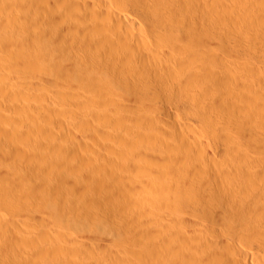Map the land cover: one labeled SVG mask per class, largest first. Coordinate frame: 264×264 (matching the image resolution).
<instances>
[{"label":"bare ground","instance_id":"6f19581e","mask_svg":"<svg viewBox=\"0 0 264 264\" xmlns=\"http://www.w3.org/2000/svg\"><path fill=\"white\" fill-rule=\"evenodd\" d=\"M4 1L6 3V0H0L1 70L8 72L11 66L14 65L15 67H19L18 65H20V67L23 66L25 69L23 70L25 75L29 72V74H31V69L36 65V63L33 62L34 56H42L47 60L61 57L59 56L60 54L69 53L66 55H71L68 57H73L74 63L77 65L81 64V68L82 65L86 66V64H89L90 66H88L90 68L86 66L88 72L92 70L91 68L96 69L95 72H97V70L101 71V73L106 72V76L102 75L104 78L107 77L108 79L109 77H113L120 81L121 84L123 83L124 85L125 83L127 91L128 88H132L133 94H131L132 90H129L131 94L129 96L133 99L132 101L134 104L120 105L121 102H118V100L117 102L119 104H117V102L115 103L113 99L110 100V95L108 97L106 94V86L109 85L107 81H105L107 79L104 80L102 76H98L97 79L94 77L95 80L94 78L90 79L91 77L89 79L84 78V76L81 77V73L84 72L86 75L88 72L85 70L86 68H83V72H79V70L75 68L77 67L75 64H69L75 67L72 66L66 70L67 68L60 67L61 64L57 65L52 62L48 65L45 64L47 65V69L45 67L46 71L44 73L41 71V75L35 73L36 71L33 72L34 75H39V77H35L36 80H38L35 83H38L40 89L46 90L49 95L46 94L47 96L44 95L42 97L41 94V96L36 97L35 95L37 94H29L27 98H31V101L24 104L22 103V105L18 106L15 104V98H17V95L24 92L23 85L14 83L16 81L3 83L1 80L3 84L0 85V190H4L18 200L31 199L32 201V199H41L40 203H42V206L37 207L35 212L33 210V216H29L26 220H22L21 218L23 217L20 218V216H24L26 213L19 214L18 218H8L7 221L6 218L4 219V221L9 224L12 223L15 228H21L19 227L21 222L24 224L25 228L32 226L36 229L37 235L40 234L39 236L42 237L40 238L41 241L38 240L40 241L38 242V238H36L38 237L37 235H27L20 231L12 232L13 234L10 237L8 236L7 240L2 244L3 246H0V255H2L0 258L3 257L0 260L1 264H40L39 261L37 262L35 260L36 258L40 260L39 257L43 255L53 256V259L54 256L59 258V256H56L58 252L60 256L62 255L61 253H63V255L68 257V263L62 260L64 264H73L76 261L79 264H86L83 261L92 258V254L94 255V253H96H92L94 249L95 251H100L102 258L97 261H93L92 259L93 262L89 264H264V135L259 134L260 132L255 135L257 131L255 132L254 128H251L254 129L253 131L250 129L252 125L255 127L254 125L256 124L263 125L262 123H264V106L259 105L260 103L256 104L255 101H253V98L255 99L256 97L252 95L254 94L253 92L256 93L258 89H264V73H260L256 69L253 70L254 67L250 69L247 65V68H245L246 66L244 67L243 62L242 67L240 65L238 66L236 63L240 57V54H238L239 57L238 55L236 56V52L238 51L236 48H238L240 44L243 46L247 44L245 41H242L246 36H243L245 32L235 33L237 30L235 32L232 31V33L238 35V37H236L239 45L235 44V48L229 45L227 50H224L222 44L219 43L224 52H219L217 50L219 46L218 44L216 45L215 41V36L218 34L227 38V35L231 34L230 28H232V26L235 28L237 25V28L242 27L245 30L247 29V33H251V36L253 35L254 39H252L254 43L251 47L249 46L248 50L250 54L247 55H252L253 57L254 55L257 56V61L261 58L260 56L264 58V49H262L264 46V0H225L226 2L224 0H92V7L95 4V6L97 5L95 9L97 10L98 8L101 11H98V13L96 11V14L101 13V16L102 14L104 15V19H102L104 22L100 24L97 22L98 20L96 21L94 19V17L97 18V15L94 14L96 15L94 16L93 13H90L92 17L94 16L93 19L95 21L92 19L90 20H92V22H97L94 26L97 33L95 32L92 37L90 31H94L95 29H93V27L91 29V25H86V18L88 16H84V13L87 15L86 13L89 11L87 10L86 12L85 10V12H83L84 9H88L87 7L91 6V2L88 3L86 2L87 0H85L84 3L81 2V0H74V4L72 0H69L72 4H70L68 0H14V3L17 1L19 2V6L17 5L18 7H16L14 4L15 6L12 5V7H16V10L20 8V11L23 8L22 13L30 9L29 7L27 8V6L30 5L29 3H35V1L38 2L35 3L36 6L38 4L40 8L39 10V8L32 4L30 7H35V10H33L35 12L31 13V16L29 13L25 12L30 18L27 15H24V18H20L23 16L21 13L19 14V18L14 19H11L12 16L10 17L9 14L5 16L8 8L12 7L7 3L6 4L8 6L10 5V7L7 5L5 6ZM138 3H142L143 7H137L138 10L136 15L131 14V10L134 9L135 6H138ZM251 5H255L253 7H257V11L258 8L263 11L260 10L262 13H258V18L254 17L253 8L249 7ZM25 6L27 10H25ZM13 8L12 11L10 9L9 11L13 12ZM36 8L39 12L36 11ZM158 14L161 18L163 15L177 16L174 19H170L169 16L167 18L163 16L164 18H162V21L158 20V16H156ZM15 16L17 15L15 14ZM101 16L99 17L102 18ZM249 18L251 20H249ZM202 19H206L208 23L212 25V28L210 29V27L201 24L202 22L199 21H202ZM225 21L232 24V26L229 24V26H231L230 28L227 26L230 30L225 27L227 31H230L229 34H227V31V33H224L222 30L226 29L221 26L224 28L222 29L219 26L220 23H225ZM62 23H66L72 26V29L76 30V37L74 39H72V35L71 40L65 38L69 36L68 32V35L66 34L67 36L64 37L65 31L67 30L65 26H61ZM2 24L4 28H2ZM225 25L226 24H224V26ZM215 26L221 28H218V33L217 30H215ZM1 28H7V30L12 28L16 31L14 34L11 29L10 32H13L14 35H9L10 33L7 34L9 31L5 34L10 38H14V36L17 35L16 33L20 34V32H23L27 35L26 37L31 38L28 41L33 39L34 43L32 44L31 41V47L28 45L30 49L24 50L20 47L19 49L17 46L18 44H15L17 41L14 39L10 40L9 37H4L6 30L3 31ZM175 30L180 33L176 40L173 37V34H178L175 33ZM1 31L4 32L3 35H1ZM147 35H150L151 39ZM239 35H242L244 38H241ZM251 36L248 38L247 34L248 39H251ZM28 44H30V42ZM28 46L24 44L23 47L27 48ZM246 50H244L245 52H243V54L241 52L242 56L244 53L246 54ZM82 51L83 53L85 52L84 56H86L88 51L92 54L90 57L88 53L90 57H88L89 60L82 56ZM114 52L116 55L118 54L117 58L120 57V60H116L117 58L114 56L113 58L111 57ZM230 58H234V61ZM170 62H175L178 67L181 66L180 68L183 67V71L181 72L183 74L174 77V72L176 71H173L174 69L172 70V67L168 65V63L171 64ZM231 63L235 66L233 71L229 73L218 72L220 69L217 66L222 65L227 68ZM251 64L253 65L255 62ZM217 68L219 69L218 71ZM231 69L232 68L229 70ZM71 70L73 72L78 71L77 75H80L78 80L75 78L77 75L74 76L75 73H70ZM262 70V72H264V69ZM15 73L17 74V72ZM2 75L1 77L5 78L4 74ZM27 76L28 75H26V77ZM169 77L174 79L175 82H173L175 84H172V81L171 84L168 82V79H170ZM12 78H14V75ZM83 79L86 80L85 85H88V89L91 91L97 90L100 94L92 98H87L85 96L87 98L86 100L78 102V104L76 103L77 105L75 106H77L79 111L73 110L72 116L69 117L71 118L70 120L62 118L63 116L61 117L59 115L55 107V109L47 107L46 103L54 105L55 102L59 103L60 101L66 103L71 102L72 100L69 99L71 95L69 93V95H66L67 93L65 94V91L62 93L60 91V85L62 86L65 81L68 84L74 85L76 80H80V84L82 83L83 85ZM113 80L111 82H113ZM114 83L116 85L120 84L115 81ZM32 84L34 85L33 82ZM37 86L35 84L36 89ZM24 87L26 86L24 85ZM54 87L58 88L54 89ZM64 87L68 86L64 85ZM108 89H110V87ZM30 90L32 91V89ZM127 91L125 90L122 92L126 93ZM26 92L27 90L24 93ZM260 92H262V90H260ZM258 93L259 92H257V94ZM108 94L110 93L108 92ZM126 95L127 94H122L124 97H126ZM34 98L35 100H32ZM171 98H174L173 102ZM261 98L263 99V97ZM41 99L43 102L45 101V103H39L40 105L33 103H37ZM125 99L128 100V98ZM108 102H114V104H117L116 107L118 108H107ZM244 102L246 104L248 103L250 111L249 108L247 109L250 113L244 109L246 108L243 105ZM90 105H94L97 111L93 113V115L89 114V117H87L84 109ZM160 105L163 106L164 110L161 109ZM164 106L167 107V110ZM232 106L236 108L234 109L237 110V114H241V110L244 107V112H247H242V116H244L245 119L248 118L247 123L244 124L248 126L250 124L249 121L253 123L248 126L250 130L247 129V126L244 129L239 127L240 130L238 132L236 131L237 135L231 134L230 128L232 126L228 127L227 124L229 122L226 124L225 121L227 122V117L229 116H232L234 119L238 117L236 114V117L233 115L234 112L233 114L231 113V109H233ZM46 108H48V111L50 110L48 113H46L47 111L45 112ZM159 108L162 110L161 112ZM33 109H39V111H34V113L38 112V115L32 112ZM42 109L46 114H40L42 113L41 111H43ZM143 111L149 113L147 118H143V115L141 116L145 121L143 120L142 122L141 118H136L139 122L141 120L143 123L142 125L135 120L134 114L137 115V113ZM163 111H166L164 117L159 114V112L164 113ZM60 112L62 113L64 111ZM182 114L189 115L187 118L192 117L190 120L195 118L197 121L203 123V125L210 120L214 121L221 117H226L225 119L222 118L225 124L221 122L222 126L219 125L220 128L216 125L219 130H221V127L222 130L224 129L223 131L225 132L223 135H221V133H219V135L215 131H210L212 132V134H210L206 128L210 126L211 123L208 126L206 125L207 127L205 129V126L202 127L206 134L209 133L208 135H211V138L207 135L210 140L213 137L212 141L217 142L216 144L218 145H225L224 140H226L225 146H227L229 150H232V155L226 157V161H223L225 162L224 166L221 164V168L218 167V175L217 172L216 175L220 178L219 182L214 183L215 187L210 182V186L214 187H211L213 192L209 188L211 191L209 193V184L206 185L204 182L207 176L204 181H199L200 176H198V174L200 173L195 175L194 172L197 171L196 169H200L199 166H202V164L205 166L208 165L207 162L212 161L213 158H215V154L213 157V151L210 148L211 144L201 138L199 139L194 134L197 129L194 125L196 120L194 123H192L193 121H187V119L182 120L180 119V115ZM240 114L238 118L242 120ZM255 117H257V119ZM234 119L232 122L235 124L238 122L236 124L238 125L240 121L235 119V121H237L234 122ZM214 122L212 124L215 126ZM219 122L217 121L216 124ZM12 124L15 126H28L34 134L38 133L44 138H41L40 140L42 141L39 140L40 143L38 142V144L46 146L48 153L42 151V148H40V151L37 150L41 154L40 157L42 156L41 158L44 159L42 160L43 164L39 163L41 160L34 162V159L31 160L29 158V155H32L31 152L35 147L34 149H30L27 147L28 144L26 146L15 144V141L18 139H16L15 136L12 138L14 139V143L8 140L12 135L9 134L11 129L8 125L11 126ZM235 127L234 125V128ZM202 128L200 129L203 130ZM258 128L256 127V130ZM260 128H262V126H260ZM260 128L258 130H263ZM17 134L15 135L17 136ZM7 135H10V137L8 138ZM23 135H25V133ZM218 140H222V142ZM212 141L211 143L213 144ZM24 142L25 141H23V143ZM182 147H184L185 150L188 148L190 151H195V157L190 155L191 152L188 154L186 151H183L184 149L182 150ZM235 149H237V154L233 155ZM43 150H45V148ZM69 152L74 154L73 158L77 156L78 160L70 159L68 155ZM220 152L217 151V153ZM228 153L226 151L227 155ZM140 154H142L143 159H146L143 160ZM67 155L69 157H67ZM190 156L193 157V161ZM38 158L39 156L37 159ZM140 158L145 164H149L148 161L150 164L144 166ZM222 159L224 158L222 157ZM103 160L111 164V166L108 165L110 168L106 167L107 163L104 164L105 167L102 165L103 163H100V161L103 162ZM145 160H147V162ZM213 161L216 162L215 160ZM52 162L57 165L56 169H60L58 172H61L64 179L61 178L59 182L57 178L56 181H58V184L62 183L60 186L57 185L58 187L55 186L54 183L53 185L50 184V193L44 186L45 182H42L43 184L40 183L41 186L39 185L36 181V176H40L39 173L42 172V174H45L44 176H47L48 167ZM211 164L214 163L212 162ZM53 165L54 164H52L51 167H53ZM208 166H210V164ZM195 167L198 168L195 169ZM212 167L213 166H211V169ZM188 168L194 169L191 170ZM139 169L142 171L143 169L145 171L149 170L148 173H150V175L153 173L157 176L156 180L146 183L147 180L143 181L137 179L134 173L135 170L136 172H140ZM216 169L217 168H213V171L211 170L213 174ZM180 171L183 172L184 176L179 173ZM145 173L142 176H144ZM211 174L212 173H210V177L213 175ZM170 175H172L173 178ZM179 175L183 176H181L182 180L179 178ZM169 176L173 180H168ZM33 177L36 179L34 180ZM99 177L101 178L100 183ZM210 177L209 180L212 181ZM215 177L216 176H213V178ZM39 186L42 188L40 189L41 191L39 190ZM131 188L137 189V191L140 189L142 193L146 192L148 196H143L147 198V202L150 203V205L151 203H155L150 202L153 199L149 198V195H153L152 198L157 195V198H155L157 203L154 209L152 208L154 205H151L152 209L150 207V209H148L147 205L149 204L146 203V200L144 201L147 205L144 206H147V208H143L144 206L141 204L140 208H143L142 211L144 214V210L146 211V209H148L146 214L148 215L149 213V216H146L148 220L135 221L134 213H132V215L128 213V217L125 215V217H122L123 215L120 217L119 215L118 219L120 220L116 230H110L111 232L106 237L105 235L101 237L100 234L99 236L102 239H99L97 242H95L97 239L91 236L93 238H90L91 240L95 239V241H93L95 243L89 244L93 250H88L86 247L87 250L80 246L78 247V243L80 242L78 236L76 237L73 236L72 233H67L65 229L76 226L78 222L88 223L87 220L91 216L88 214L87 215L90 217L85 216L86 212L84 214L82 210L84 208L88 211L92 209L96 211V209H98L97 212H99L101 211L99 208L102 206L103 209L105 204L102 203V201H106L109 202V205L111 203L117 205L118 207L112 204L113 208L116 207L119 208L118 210L122 211L125 209L124 206H130L133 203L129 204V200H132L130 199L131 195L130 198L128 197L129 199H127L129 193L128 195L124 193V191L131 190ZM192 188L194 189V194L197 195H195L196 198L203 197V199L207 198L206 200H211L207 201L208 203L211 202V204H209L210 208H208V206L204 211L202 207V213L204 215L198 213V208H200V206H198L197 203H199L200 198L198 202H194L198 208L195 207V205L194 208H192L193 205L190 204L189 201H187V205L185 202L186 206L183 205V212L180 211V207H178L179 204H175L174 209L171 208V202L173 200H176L175 202H177V200L179 201L183 198V194L185 195L184 192L189 194ZM97 192L99 201L94 198ZM138 193L141 192L138 191ZM178 193L182 195L180 199L177 197L179 195ZM47 194L49 196L52 195L55 199L54 202H49L48 206L47 203H43L42 200L44 198L43 196H47ZM135 194L137 196V192H135ZM190 195H192V193ZM141 196L142 195H140V197ZM140 197L138 196V198ZM188 198L190 197H184V201ZM5 200L6 198L4 195L0 194V203H5ZM206 200L204 201L206 202ZM137 202L140 201L137 200ZM2 204H0V206ZM45 205L47 206L46 208ZM109 205L107 204V206ZM138 205L140 204H137V207ZM190 205H192V207H190ZM109 207H111V205ZM137 207L134 206L132 209H137ZM140 208L138 207L139 210H141ZM125 210L128 211L127 209ZM108 211L110 210H107V213L111 216L112 212ZM115 211L113 212L114 214ZM121 213L122 212H118L117 215H115L118 216V214ZM123 213L125 214V211ZM99 214H103L104 217L108 215L104 210ZM3 215L4 213L0 212V218ZM96 215H98V213ZM24 217H26V215ZM113 217H111V219ZM99 219H103V217ZM115 220L117 221V219ZM2 221L3 220L0 219V225H2ZM132 224L136 225L134 229L137 233L134 229L132 230L136 233L135 235L138 234V237L135 236L137 239H132L134 235L130 236L129 230L131 227L128 229V226ZM124 227H126L128 231L127 229L124 231ZM29 228L25 229L27 233V229ZM88 228H86V231ZM105 228L107 227L105 226ZM86 231L85 234L88 233H86ZM92 233L91 231L90 234ZM43 237H47L46 239L48 241H44L45 239L43 240ZM52 237L55 238V241ZM80 245L85 244L80 243ZM255 245L259 246V248H255ZM8 247L12 248V252L8 255L10 259H8L6 254V260L3 253ZM131 255L137 258H129ZM48 256H44V258H48ZM50 258H48V260ZM65 259L68 260L67 258ZM57 260L59 262L60 258ZM55 262L54 260V263ZM49 263L51 264L50 260ZM55 264H57V262Z\"/></svg>","mask_w":264,"mask_h":264},{"label":"rangeland","instance_id":"374dc122","mask_svg":"<svg viewBox=\"0 0 264 264\" xmlns=\"http://www.w3.org/2000/svg\"><path fill=\"white\" fill-rule=\"evenodd\" d=\"M68 1H69V0H68ZM224 1H225V0H224ZM226 1H227V0H226ZM226 1H225V2H226ZM9 2H10V3H9ZM17 2H18V1H17ZM17 2L14 3V0H13V1H12V0H6V3H7V4H10L11 7H12V5H14V4L16 5V7H18V6H19V2H18V3H17ZM70 2H71V1H69V3H70ZM72 2H73V4H74V0H72ZM81 2L84 3L85 0H83V1L81 0ZM86 2H88V3L91 2V4H90L91 6H90V7H87L88 9H84V10H83V12H85V10H86V12H87V10L89 11V12L86 13L87 15H85V13H84V16H86V17L88 16L87 18L85 17V18H86V21H87V22H86L87 24H86V23H84V24H86L87 26H88V25H89V26L91 25V26H90L91 29H92V27H93V29H95V27H94V26H95V23L99 22L100 24H102V22H104V20H102V19H104V17H103L104 15L102 14V16H101V13H100V14H96V11H97V13H98V11H99V12H101V11H100V9H98V8H97V10L95 9L96 6H97V5L95 6V4L93 5L94 8L92 7V0H87ZM4 3H5V1H4ZM6 3H5V6L7 5ZM16 3H17V4H16ZM35 3H38V2L35 1ZM35 3H34V2L32 3V4H34L33 6H36ZM29 4H30V5L27 6V8L29 7L30 9L27 10V8H26V6H25V10H27V11H24V13H22L23 8H22V10L20 11V8H19V9L17 8V10H16V7H14V8L12 7V8H13V12H11V11H12V8H8V11H7V13L5 14V16H8V14H9L10 17L12 16L11 19H12V18L14 19V18H19V14L22 13L23 16L20 17V18H24V15H27V14H25V12H26V13H29V15L31 16V13L35 12V11H33V10H35V7H32V8H33V9H32V8L30 7L32 4H31V3H29ZM70 4H72V3H70ZM10 5H9V6L7 5V6L10 7ZM15 5H14V6H15ZM17 5H18V6H17ZM137 5H138V6H135V8L131 10V14L136 15V12H137V10H138L137 7H140V8L143 7L142 3H138ZM253 6H255V5H253ZM253 6L251 5V6H249V7H250V8H253L252 10H253L254 17L258 18V17H259V14L262 13L263 11H262L260 8H258V11H257V10H256L257 7L254 8ZM36 7L39 8V5L37 4ZM91 7H92V8H91ZM6 8H7V7H6ZM37 8H36V11H38ZM90 8H91V9H90ZM9 9H10L11 11H9ZM30 10H31V11H30ZM39 10H40V8H39ZM93 10H94L95 13L93 12ZM255 10H256V12H255ZM260 10H261L262 12H260ZM15 11H16V12H15ZM28 11H29V12H28ZM10 12H11L12 15L10 14ZM17 12H18V14H17ZM38 12H39V11H38ZM38 12H36V13H38ZM36 13H35V14H36ZM90 13H93V15H94V14L97 15V18L94 17V16H96V15L93 16L94 19H95L96 21L98 20L97 22H94L95 20H94L93 17L90 15ZM258 13H259V14H258ZM15 14H16L18 17L15 16ZM160 14H162V13H160ZM255 14H256V16H255ZM257 14H258V15H257ZM29 15H27V16H29ZM32 15H33V14H32ZM89 15H90L91 17H90ZM167 15H168V14H167ZM30 16H29V18H30ZM99 16H101L102 18H100ZM156 16H158V20H162V21H163L162 18H164L163 16H166V15H163L162 18H161V16H159V14L156 15ZM168 16H169V15H168ZM168 16H166L165 18H167ZM170 16H171V17H170ZM170 16H169L170 19H171V18L174 19L177 15H170ZM172 16H173V17H172ZM99 18H100V19H99ZM256 18H254V19H256ZM88 19H89V20L92 19V20H94V21L92 22V20L89 21ZM22 20H23V19H22ZM249 20H251V19L249 18ZM252 20H253V19H252ZM28 21H29V19H28ZM0 22H1V19H0ZM84 22H85V20H84ZM88 22H90L91 24L88 23ZM199 22H202L201 24H203L204 26H208V27H210V29L212 28V25H210V23H208V21H207L206 19H202V21H199ZM92 23H93V24H92ZM64 24H65V25H64ZM220 24H221V23H220ZM220 24H219V26H220V27L222 26V27H224V28L227 27V26H229V24L232 26L231 23H227L226 21H225V23L223 22L221 25H220ZM224 24H226V25L224 26ZM61 26H65V27H66V30H67V31H65L66 33L64 34V37L68 35L67 32L69 33V36H70V37L67 36V37H65L66 39L71 40V35H72V37H73L72 39H74V38L76 37V36H75V35H76V32H75L76 30H75V29H72V28H73L72 26H70V25H68V24H66V23H62ZM231 26H229V28H230ZM234 26H235V25H234ZM0 27H1V26H0ZM220 27L215 26V28H216L215 30H217V33L219 32V29L222 28V27H221V28H220ZM2 28H4V27H3V24H2ZM2 28H1V29H2ZM7 28H9V27H7ZM7 28L2 29L3 31L6 30L5 33H4L3 31H1V32H2L1 35H3V33H4V37H6V38L9 37V36L5 35L8 31H9V32H8L7 34L10 33L9 35H14L15 32H16L14 29L11 28V29L13 30V32H14V34H13V32H12V33L10 32L11 29H10V30H9V29L7 30ZM218 28H219V29H218ZM224 28H222V29H224ZM227 28H228V27H227ZM229 28H228V30L231 29V34H229L230 31H227L226 28H225L226 30H222L224 33H227V32H228L227 34H229V35L226 34V35L228 36L227 38H225L224 36H221V34H218V35L215 36L216 45L218 44V46H219V47L216 46V47H218L217 50H218L219 52H224V50H227V48H228L229 45H231V46H233V47L235 48L236 45H239L238 40H237L238 35L235 34V33H238V32H243V33H244V32H245V33L243 34V36L246 35L245 38H244L242 35H239V36H240L241 38H244V40H242V41H245V42L247 43L246 46H248V47L243 46V45L240 44V46H239L238 48H236V49L238 50V51L236 52V53H237L236 56H237L238 54H240V57H239V55H238L239 59H238V61H236V63L238 64V66L240 65L241 67H242V65H243V63H244V67H245L246 65H247L248 68H250V69L254 67L253 70L256 69L258 72H260V73H264V72H262V71H263L262 69H264V58H262V56H260L261 58H259L258 61H257V58H256L257 56L254 55V57H253L252 55H251V56H250V55H247V54H250V52H249V50H248L249 46L251 47V46L253 45V43H254V41H253V39H254V38H253V35L251 36V33H247V31H246L247 29L245 30V29L242 28V27L237 28V25L235 26V28H237V29L233 28V26H232L233 29H232V28L229 29ZM241 28H242V30H241ZM239 29H240L241 31H240ZM243 29H244V30H243ZM73 30H74V31H73ZM212 30H213V29H212ZM236 30H237V32H235ZM175 31H176L175 33H178L177 35H176V34H173V37H174V39L176 40L177 37H178V35H179L180 33H179V31H177V30H175ZM226 31H227V32H226ZM232 31H234L235 33H232ZM95 32L97 33L96 29H95L94 31H92V30L90 31V35H91V37H92V35H93ZM173 33H174V32H173ZM16 34H17V35H15L14 38H13L12 36H11L12 38L9 37L10 40H13V39H14L15 41H17L16 43H15L14 41H13V42H14L16 45L18 44V45H17L18 48L20 47L21 49H24V50H26V49H30V47H31L30 45H32V44L34 43V40H33V39L31 40V41H32V44H31V41H28V40H30L31 38L26 37L27 35H26L25 33H23V32L21 33V32H20V34H18V33H16ZM66 34H67V35H66ZM232 34H234L235 36L232 35ZM239 34H240V33H239ZM247 34H248V38L251 36V39H248V38H247ZM73 35H74V36H73ZM175 35H176V36H175ZM147 36H149V38H150V35H147ZM236 36H237V37H236ZM9 38H8V39H9ZM252 38H253V39H252ZM16 39H17V40H16ZM150 39H151V38H150ZM26 40H27V41H26ZM246 40H247V41H246ZM248 40H249V41H248ZM252 41H253V42H252ZM19 42H20V43H19ZM25 42H26V43H25ZM29 42H30V44H28ZM245 42H244V43H245ZM250 42H252V43H250ZM23 43L25 44V46H26V45H27V46L29 45L30 47L28 46L29 48H28V47H27V48H24V47H23V46H24ZM219 43L222 44L224 50H223V48H221L222 46H221ZM19 44H20V45L22 44V45H21L22 47H21ZM235 44H236V45H235ZM224 45H225V46H224ZM226 45H227V46H226ZM241 46H242L244 49H243ZM240 47H241V48H240ZM263 47H264V46H263ZM263 47H262V49H264ZM20 48H19V49H20ZM219 48H220V49H219ZM225 48H226V49H225ZM221 49H222V50H221ZM242 49H243V50H242ZM246 49H247V50H246ZM240 50H241V51H240ZM244 50H246V51L249 52V53L246 52V54L244 53V55L242 56V55H241V52H242V54H243V52H245ZM86 52H87V50H86ZM238 52H240V53H238ZM82 53H83V51H82ZM82 53H81V54H82ZM88 53L90 54L89 51H88ZM88 53L86 54V56H84V55H85V52H84V53L82 54V56H84V58H85V57L88 58V57H89V54H88ZM66 54H69V53H64V54H62V55L60 54L59 56H61V57H58V58H55V59H47V60H46L45 57H42V56H41V57H40V56H37V57L34 56V57H33V60H34L33 62L36 63V65L31 69V74H29L30 72H29L28 74H26V75H28L27 77H26L25 73L23 72V70H25V69L23 68V66L20 67V65H18L19 67H15L14 65L11 66V68L9 69L10 71H8V72H5V71H3V70L0 69V73H1V74H0V85L3 84V83H6V82H14V81H16V82H14V83H17V84H19V85H23V91H24V92L27 90L26 93L23 92L22 94L17 95V98H15V100H16V101H15L16 106H18V105H22V103L24 104V103H28V102H30V101H31V100H30L31 98H29V97L27 98V95L29 96V94H34V95L37 94V95H35L36 97L41 96V94H42V97H43L44 95L47 94V91H46V90H42V89H40V86L38 85V83H35V82L38 81V80H36V78L39 77V75H41L42 73H44V72L46 71V69H47L46 66H47L49 63H52V62H54L53 64H57V65H60V64H61L60 67H61V68H64V67H65V68H67L66 70H68L69 67L74 66V65H72V66L69 65V64H75L74 61H73V60H74L73 57H68V56H71V55H68V56H67ZM108 54H109V53H108ZM112 54H113V55H112ZM112 54H111L112 56L110 55L112 58H113V56H114L115 58L118 57V54L116 55L115 52L112 53ZM114 54H115V55H114ZM64 55H65V56H64ZM91 55H92V54H90V57H91ZM246 55H247V57H246ZM62 56H63V57H62ZM110 56H108V57H110ZM249 56H250V57H249ZM90 57H89V58H90ZM245 57H246V58H245ZM251 57H252V58H251ZM258 57H259V56H258ZM34 58H35V59H34ZM37 58H38V59H37ZM86 58H85V59H86ZM89 58H88V60H89ZM92 58H93V57H92ZM92 58H91V59H92ZM118 59L120 60V57L117 58L116 60H118ZM230 59H231L232 61H234V58H230ZM246 59L249 60V61H247ZM251 59H252V62H251ZM254 59H255V60H254ZM36 60H37V61H36ZM38 60H39V62H38ZM69 60L72 61V62H70ZM245 60H246V61H245ZM59 61H60V63H59ZM97 61H98V60H97ZM232 61H231V62H232ZM256 61H257V62H256ZM55 62H56V63H55ZM242 62H243V63H242ZM249 62H250V63H249ZM253 62H255V64L252 65L251 63H253ZM170 63H171V62H170ZM245 63H246V64H245ZM39 64H40V65H39ZM45 64H47V65H45ZM65 64H66V65H65ZM43 65H44V66H43ZM76 65H77V64H75V66H76ZM88 65H89V64H88ZM88 65L86 64L87 67L90 66V65H89V66H88ZM168 65H169L170 67H172V68H171L172 70L174 69L173 71H176V72H174V77H175V76L178 77V76H180V75L183 74V73H181V72L183 71V67H182V68H180L181 66L178 67V65H176L175 62H174V63L172 62L171 64L168 63ZM259 65H260V66H259ZM42 66H43V67H42ZM75 66H74V67H75ZM86 66H85V65H84V66L82 65V68H81V64H78L77 67H75V68H77V70H79V72H83V70H84L83 68H86ZM230 66H232V67H230ZM247 66H246L245 68H247ZM261 66H262V68H261ZM45 67H46V69H45ZM217 67L220 69V70H219V69L217 68V71L219 70L218 72H221V73H229V72L233 71V69H235V66H234V64H232V63L228 66V67L232 68L231 70H229L230 68H228V67L225 68V67L222 66V65H221V66L219 65V66H217ZM220 67H221L222 69H221ZM223 67H224V68H223ZM244 67H243V68H244ZM14 68H15V69H14ZM16 68H17V69H16ZM20 68H21V69H20ZM75 68H73V69H75ZM79 68H80V69H79ZM89 68H90V67H89ZM257 68H258L259 70H258ZM11 69H12V71H11ZM43 69H44V70H43ZM91 69H92V70H91ZM91 69H90V70H91L92 72H91V71L88 72V71H87V68H86L85 70H86L88 73H86V72H85V73H86L87 76H86V75L84 74V72H83V73H81V77L84 76V78H86V79H89L90 77H91L90 79L96 77V79H97L98 76H102V75L106 76L105 74H107L106 72H105V73L103 72V73H104V74H103V73H101V71H98V70H97V72H95L96 69H94V68H91ZM223 69H227V70H229V71H227V70H223ZM17 70H18V71H17ZM21 70H22V72H21ZM66 70H65V71H66ZM80 70H81V71H80ZM88 70H89V69H88ZM178 70H179V71H178ZM221 70L224 71V72H222ZM19 71H20V72H19ZM35 71H36V72H35ZM41 71H43V72L41 73ZM225 71H226V72H225ZM15 72H17V74H16ZM18 72H19V73H22V74H19ZM33 72L38 73L39 75H38V76H37V74L34 75ZM71 72H72V74L75 73L74 76H76L78 71L73 72V71L71 70L70 73H71ZM93 72H94L95 74H94ZM14 73H15V74H14ZM68 73H69V72H68ZM97 73H98V74H97ZM2 74H4L5 78H4V77H1V76H3ZM6 74H7V75H6ZM83 74H84V75H83ZM91 74H94V75H93V76H90ZM100 74H101V75H100ZM9 75H12V76H9ZM13 75H14V78H12ZM29 75H31V76H29ZM33 75H34V77H33ZM263 75H264V74H263ZM8 76H9V77H8ZM79 76H80V75H77L75 78L78 80V79H79ZM85 76H86V77H85ZM23 77H24V78H27V79H24ZM35 77H36V78H35ZM108 77H109V76H108ZM21 78H22V79H21ZM102 78H103L104 80L107 79V77L104 78L103 76H102ZM153 78H154V77H153ZM169 78H170L171 80L168 79V82L171 84V83L174 81V79L171 78V77H169ZM8 79H9L10 81H9ZM13 79H14V80H13ZM17 79H19V80H17ZM80 79H81V78H80ZM113 79H114V80H113ZM1 80L3 81V83L1 82ZM23 80H24V81H23ZM25 80H26V81H25ZM77 80L75 81V84H77V83H79V84H77V85L74 84L76 87H75L73 84H68L66 81H65V83H64V80H63V83H64V84L61 83V84H63V85H62V86L60 85V91H61L62 93H64V91H65V94L67 93L66 95H69V94L71 95L70 97L68 96L69 99L72 100L71 102L66 103V102H62V101H60L59 103H58V102H55L54 105H53V104L51 105L50 103H46V104H47V107H49L50 109H55V108H56L55 110L59 113V115H60L61 117L63 116L62 118H67V119L70 120L71 118H69V117L72 116V114H73V110H74V111H79L78 108H77V106H75V105L78 104V102H83V101L86 100L88 97H89V98H90V97L92 98V97H94V96L100 94L97 90H93V91H91L90 89H88V87H87L88 85H85V81H86V80L83 79V81H84V84H83V85H84L85 87L82 85V83L80 84V82H79L80 80H79V81H77ZM94 80H95V78H94ZM104 80H103V81H104ZM109 80H110V81H109ZM112 80H113V82H111ZM105 81H107V84H109V85L106 86V87H107V88H106V89H107V90H106V91H107L106 94L108 95V97H109V95H110V97H109L110 100L113 99V101H114L115 103H116L117 100H118V102H121L120 105L134 104L133 101H132L133 99H131L130 96H129V95L133 94V89H132V88H128V91H127L126 84H125V83H124V85H123V83L121 84L120 81L116 80V79L113 78V77H109V78H108L107 80H105ZM114 81H115L116 83L119 82L120 84H117V85H116V84L114 83ZM171 81H172V82H171ZM32 82L34 83V85L32 84ZM174 82H175V81H174ZM174 82H173L172 84H175ZM21 83H23V84H21ZM28 83H29V84H28ZM35 84H36V86H37V85L39 86V87L37 86V89L35 88ZM110 84H111V85H110ZM113 84H114V85H113ZM24 85H25L26 87H24ZM64 85H65V86H68V87H64ZM79 85H80V86H79ZM119 85H120L121 87H120ZM114 86H116V87H114ZM79 87H80V88H79ZM86 87H87V88H86ZM109 87H110V89H108ZM119 87H120V88H119ZM56 88H58V87H54V89H56ZM104 88H105V87H104ZM112 88H113V89H112ZM118 88H119V89H118ZM28 89H29V90H28ZM30 89H32V91H31ZM38 89H39V90H38ZM73 89H74V90H73ZM114 89H115V90H114ZM120 89H121V90H120ZM122 89H125L127 92H126V93H125V92H122V91H125V90H122ZM36 90H37V91H36ZM89 90H90V91H89ZM109 90H110V91H109ZM129 90H130V91L132 90L131 94H130ZM260 90H262V92H260ZM95 91H96V92H95ZM112 91H114V92H112ZM28 92H29V93H28ZM81 92H82V93H81ZM108 92H109L110 94H108ZM116 92H117V93L119 92V93L117 94ZM120 92H121V93H120ZM257 92H259L260 94H261V93H263V94L260 95L259 93L257 94ZM257 92H256V93L253 92L254 94H252L253 96L256 97L255 99L253 98V101H255L256 104H259V103H260L259 105L264 106V105H263V104H264V101H262V100H264V89H261V88H260V89H258ZM44 93H45V94H44ZM68 93H69V94H68ZM134 93H135V91H134ZM79 94H80L81 96H80ZM83 94H84V95H83ZM89 94H90V95H89ZM122 94H124V95L127 94L128 96L126 95V97H124V96H122ZM47 95H49V94H47ZM47 95H46V96H47ZM75 95H76V96H75ZM258 95H259L260 97H259ZM72 96H73V97H72ZM85 96H86L87 98H86ZM111 96H112V97H111ZM257 96H258V98H257ZM15 97H16V96H15ZM114 97H115V98H114ZM261 97H263V99H262ZM75 98H76L77 100H76ZM78 98H79V99H78ZM125 98H128V100L125 99ZM259 98L262 99V100H260ZM115 99H116V100H115ZM171 99H172V102H173V101H174V100H173L174 98H171ZM32 100H35V98L32 99ZM110 100H109V101H110ZM121 100H122V101H121ZM256 100H257V101H256ZM23 101H24V102H23ZM40 101H41V102H40ZM40 101L37 102V103H35V102H33V103H34V104H38V105H40V104L43 102V100L41 99ZM73 101H74V103H73ZM127 101H129V102H127ZM131 101H132V102H131ZM260 101H261L262 103H261ZM13 102H14V98H13ZM110 102H111V101H110ZM110 102L107 103V108H108V107L118 108V107H116L117 104H119L118 102H117V104H114V102H112V103H110ZM39 103H40V104H39ZM43 103H45V101H44ZM60 103H61V104H60ZM63 103H66L67 105H66V104H63ZM71 103H72V104H71ZM76 103H77V104H76ZM123 103H124V104H123ZM125 103H126V104H125ZM68 104H70V105H68ZM109 104H110V105H109ZM113 104H114V105H113ZM73 105H74V106H73ZM243 105L246 107V108H244V107H243V108H244L245 110L248 111V109H247V108H249L248 103L246 104V103L244 102ZM52 106H53V107H52ZM58 106H59V107H58ZM69 106H70V107H69ZM114 106H115V107H114ZM160 106H161V109H163V106H162V105H160ZM234 106L237 107L236 105H234ZM54 107H55V108H54ZM164 107H166V106H164ZM235 107H234V108H235ZM75 108H76V109H75ZM113 108H111V109H113ZM232 108H233V106H232ZM234 108H233V109H234ZM243 108H242V110H243ZM173 109H174V108H173ZM233 109H231V110H232L231 113L233 114V112H234L233 115H234L235 117H236V115H238V117H239V114H240V113L237 114L238 112H237V110H235L236 108L234 109L235 111H234ZM36 110H37V109H33L32 112L34 113V111H36ZM40 110H41V109H40ZM42 110H43V109H42ZM69 110H70L71 112H70ZM163 110H164V109H163ZM166 110H167V107H166ZM240 110H241V109H240ZM242 110H241V114H240L241 116H242V114H243L242 112H244V110H243V111H242ZM37 111H39V109H38ZM46 111H47V112H46ZM49 111H50V110H49ZM49 111H48V108H46L45 112L48 113ZM60 111H64V112L61 113ZM68 111H69V112H68ZM84 111H85V114L87 115V117H89V114H92V115H93V113H95V112L97 111V108H96L94 105H93V106L90 105V106H88L86 109H84ZM159 111L161 112L162 110H160V108H159ZM247 111H245V112H247ZM249 111H250V108H249ZM249 111H248V112H249ZM41 112H42V113L39 112L41 115L46 114V113L44 112V110L41 111ZM43 112H44V113H43ZM86 112H89V113H86ZM160 112H159V114H160L161 116L164 117V116H165L164 114H165L166 111H163L164 113H160ZM239 112H240V111H239ZM245 112H244V113H245ZM36 113H37V114H36ZM144 113H145V111H143V112H139V113H137V115L134 114V118H135V120L137 121L138 118H141L142 122H143V120L145 121V119H143V118H144V117L147 118L148 115H149V113H148V112H146L145 114H144ZM249 113H250V112H249ZM34 114L38 115V112H35ZM61 114H62V115H61ZM66 114H67V115H66ZM68 114H69V115H68ZM235 114H236V115H235ZM142 115H143V118L141 117ZM183 115H184V116H183ZM90 116H91V115H90ZM182 116H183V117H182ZM188 116H189V115L182 114V115H180V119H182V120H186V119H187V121H189V122H192V121H193L192 123H194V121H195L196 119L193 118V120H190V119H192V117H191V118H190V117L187 118ZM241 116H240V117H241ZM252 116H253V115H252ZM254 116H255V115H254ZM184 117H185V119H184ZM229 117H230V119H229ZM229 117H227L228 120H227V122L225 121V123L227 124V123L229 122V123L227 124L228 127H229V126H230V127L232 126V127L230 128V131L232 132L231 134H235V135H237V134H236V131L238 132V131L240 130L239 127L242 128V129L246 128L247 125L244 124V123H247L248 118L245 119L244 116H242V117H241L242 120H240V118L236 117L235 119H237V120L240 121V122L242 121L241 123L239 122V124L236 125V124L238 123V122H236L237 120L235 121V119L232 118V116H229ZM136 118H137V119H136ZM222 118H224V117H221V118L218 119V120H214V121H216V122H217V121H218V122L220 121V122H219L220 124H219V123L216 124V122H214L213 120L208 121V122L205 123L204 125H203V123H201V122H199V121H197V120H196V122L194 123L195 127L197 128V129H196L197 131L195 130V132L198 134V135H197L196 133H194V134L196 135V137H198L199 139L201 138V139L207 141L209 144H211L212 146L210 145V148H211V150L213 151V153H212V154H213V157H214V154H215V158H213V160H215L216 162H214V161L212 160V161H210V162H207L208 165L210 164V166H208V165L205 166L204 164H202V166H199L201 170H200V169H196V168H198V167H195V169H196L198 172L195 171V170H194V171H195L196 173H195L194 171H192V172H194L195 175H197V173H200V174H198V176H200V178L198 177V178H199V181H200V180H203V181H204V179H205L206 176H207V178H206L207 182H206V180H205L204 182H205L206 185L209 184V186H208V191H209V193L213 190V189H211V187H212V188L215 187V184H214V183H218V182H219V179H220V178L217 176V175H218V171H217V170H218L219 168H221L222 165L224 166V163H225V162H223V161H226L225 158L228 157V156H230V155H232V150H229V149L227 148V146H225V145H226V142H227L226 140H224L225 145H224V144H223V145H218V144H216L217 142L212 141V140H213V137H212L211 140L209 139V138H211V135H208V134H209V133L212 134L213 131H215V132L218 133V134L221 133V135H223V133L225 132V131H223L224 129L222 130V127H221V130H219V129L217 128V126L220 128L219 125H221V122H222V123L224 122L223 120H224L226 117H225L224 119H222ZM243 118H244L246 121H245ZM255 118L257 119V117H255ZM233 119H234V122H236V124L232 122ZM253 119H254V117H253ZM135 120H134V122H135ZM141 120H140V122H141ZM146 120H148V119H146ZM230 120H231V121H230ZM243 121H245V122H243ZM137 122H139V120H138ZM140 122H139V124H142V125H143V123H142V122L140 123ZM197 122H198V124H197ZM213 122L215 123V126L212 124ZM144 123H145V122H144ZM210 123H211V125H210ZM225 123H223V124H225ZM230 123H231V124H230ZM232 123H233V125H232ZM242 123H243L245 126H244ZM249 123H250L251 125L253 124V123H251L250 121H249ZM249 123H248V124H249ZM250 124H249V125H250ZM262 124L264 125V123H262ZM206 125H207V126L210 125V126H208L209 128H212V127H213V128H212L213 130H212V129H209ZM216 125H217V126H216ZM227 125H226V126H227ZM234 125H235L238 129H237L236 127L234 128ZM240 125H241V126H240ZM242 125H243L244 127H243ZM249 125H248V126H249ZM256 125H257V126H256ZM256 125H254L255 127H253V125H252V127H250V129H251V128H254L255 130H254V129H251V130H252V131L254 130L255 132L257 131L255 135H257L258 132H260L259 134H263V135H264V132H263V131H264V127H263V125H261V124H260V125L256 124ZM11 126H12V127H11ZM11 126L8 125V127L11 129V131H9V134H10V135L12 134L11 137H10V135H7L8 138L10 137V139H8V140L11 141L12 143H14V141H13L14 139H12V138H14L13 136H15L16 139L18 138V139L15 141V144H20L21 146H23V145L26 146V145L28 144L27 147H29L30 149H34V147H35V149L32 150V152H31L32 155H29V158H30L31 160L34 159V160H33L34 162H38V161L41 160V162H39V163H40V164H43V163H42V162H43L42 160H44V159L41 158L42 156L40 157L41 154H40L38 151H40V148H42V149H41L42 151H45V152L48 153V149L46 150V146H41V145L38 144V142L40 143V141H42V140H40V139L42 138V136L39 135L38 133H35V134H34V132H33L28 126H23V125H21V126L16 125V126H15V125H13V124H12ZM198 126H199V127H198ZM204 126H205V127H204ZM221 126H222V125H221ZM248 126H247V127H248ZM258 126H259V128H260V126H262V128H260V129H263V130H261V131L258 130V129H259ZM24 127H26V128H24ZM27 127H28V128H27ZM202 127H204V129L207 127L206 129L209 131V133L207 132L208 134H206V133L204 132V129H203ZM215 127H216V129H215ZM256 127L258 128L257 130H256ZM22 128H23V129H22ZM198 128H199V129H198ZM200 128H202L203 130H201ZM10 129H9V130H10ZM17 129H18V130H17ZM20 129H21V130H20ZM57 129H58V128H57ZM217 129H218V130H217ZM232 129H233V130H232ZM234 129H235V130H234ZM247 129L250 130L249 127H248ZM16 130L18 131V134H19V135L17 134V131H16ZM24 130H25V132H24ZM30 130H31V131H30ZM199 130L201 131V133H200ZM210 131H212V132H210ZM221 131H222V132H221ZM32 132H33V133H32ZM85 132H86V131H85ZM255 132H254V133H255ZM22 133H23V134L25 133V135H23ZM203 133H204V134H203ZM15 134H17V136H16ZM37 134H38V135H37ZM202 134H203V135H202ZM22 135H23V136H22ZM204 135H205V136H204ZM207 135L209 136V138H208ZM219 135H220V134H219ZM39 136H40V137H39ZM19 137H20V138H19ZM42 139H44V138H42ZM39 140H40V141H39ZM23 141H25V142L23 143ZM211 141L213 142V144L211 143ZM218 141H219V142H222V140H221V141L218 140ZM16 142H17V143H16ZM26 142H27V143H26ZM219 142H218V143H219ZM35 143H36L38 146H37ZM32 144H33V145H32ZM30 145H31L32 147H31ZM39 146H40V147H39ZM219 146H220V147H219ZM221 146H222V147H221ZM38 147H39V148H38ZM184 147H186V146H184ZM184 147H182V150L184 149L183 151H186V153H188V154L191 152V154H190L191 156H192V155L194 156V154H196L195 151H190V149H188V148H187V150H185ZM36 148H37V149H36ZM44 148H45V150H43ZM212 148H214V149H212ZM217 148H219V149H217ZM222 148H223V149H222ZM224 148H225L226 150H225ZM235 148H236V147H235ZM220 149H221V150H220ZM37 150H38V151H37ZM188 150H189V151H188ZM224 150H225V151H224ZM33 151H34L35 153H34ZM36 151H37V152H36ZM187 151H188V152H187ZM212 151H211V152H212ZM217 151H218V152L221 151V152H220V153H217ZM222 151H223V153H222ZM226 151H227V153H228V151H229L228 155L226 154ZM33 153H34V154H33ZM186 153H185V154H186ZM224 153H225V155H224ZM230 153H231V154H230ZM38 154H39V155H38ZM71 154H72V155H71ZM219 154H220V155H219ZM221 154H222V155H221ZM234 154H235V155L237 154V149H235L233 155H234ZM250 154H251V152H250ZM254 154H255V153H254ZM254 154H252V155H254ZM37 155L39 156L38 159H37V157H38ZM68 155H69L70 157H69ZM68 155H67V157H69L70 159H72V160H76V161L78 160V159H77V158H78L77 156H74V158H73V155H74L73 153L69 152ZM140 155H141V158L143 159L142 154H140ZM140 155H139V157H140ZM218 155H219V156H218ZM191 156H190V157H191ZM221 156H222L224 159H222ZM35 157H36V158H35ZM75 157H76V158H75ZM194 157H195V156H194ZM196 157H197V155H196ZM15 158H16V157H15ZM15 158H14V159H15ZM40 158H41V159H40ZM69 158H67V159L70 160ZM141 158H140V160H141ZM192 158H193V157H191V159H192ZM220 158H221V159H220ZM25 159H26V158H25ZM144 159H146V158H144ZM144 159H143V160H144ZM23 160H24V159H23ZM36 160H37V161H36ZM147 160H148V158H147ZM147 160H145V161L147 162ZM193 160H194V159H192V161H193ZM65 161H66V160H65ZM141 161H142V160H141ZM217 161H218L219 163H218ZM212 162H213L214 164H211ZM39 163H38V164H39ZM68 163H69V162H68ZM100 163H103L102 165L104 166V164L107 163V161L103 160V162L100 161ZM142 163H143L144 166H146V165L148 166V165L150 164L149 161H148L149 164H145L144 161H142ZM52 164H54L53 167H51ZM137 164H138V162H137ZM218 164H219V165H218ZM221 164H222V165H221ZM108 165L111 166L110 163H107V164H106V167H107V168L109 167ZM214 165H215V166H214ZM58 166H59V165H58ZM203 166H204V167H203ZM211 166H213L212 169H211ZM104 167H105V166H104ZM208 167H209V168H208ZM218 167H219V168H218ZM56 168H57V165H55V163L52 162V163H50V166L48 167V170H47V173H48V175H49V176L47 175L48 177H47V176H44L45 174H42V173H43V172H42V173H39L40 176H39V175L36 176L37 179L34 178V177H33V179H34V180L36 179V181L39 183V185H40V183L45 182V185H44V186H45V188L48 189L47 191L50 190V187H51L50 184L53 185V183H54L55 186H57V185L60 186V184H62V183H59V184H58V181H56V180H57V178H58V180H59V182H60V181H61V178L64 179V177L61 175V172H58V171H60V169H56ZM58 168H59V167H58ZM109 168H110V167H109ZM206 168H207V169H206ZM213 168H217L216 171H215V173H214L215 175H214L213 172H212V171H213ZM144 169H145V168H144ZM144 169H143V171L139 169L140 172H138V171L136 172V170H135V173L133 172V173L135 174V176H137V179H139V180H143V181H146V180H147L146 183H147V182H150V181L153 182V180H156V177H157V176H155V174L152 173V175H153V176H152V175H150V173H148L149 170H146V171H147V172H146ZM188 169L193 170L194 168H193V169H192V168H188ZM49 170H50V171H49ZM202 170H203L204 172H203ZM205 170H206V171H205ZM207 170H208V171H207ZM211 170H212V171H211ZM141 171H142V172H141ZM199 171H200V172H199ZM145 172H146V173H145ZM208 172H209V173H208ZM216 172H217V175H216ZM47 173H46V174H47ZM51 173H52V174H51ZM137 173H138V174H137ZM144 173H145V175L142 176ZM179 173H180V174H183L182 171H180ZM206 173H208V174H206ZM210 173L213 174V175L211 174L212 177H210ZM59 174H60V175H59ZM175 174H176V173H175ZM175 174H173V175H175ZM138 175H139V176H138ZM149 175H150V177H149ZM176 175H177V174H176ZM201 175H203V176H201ZM208 175H209V176H208ZM60 176H61V177H60ZM141 176H142V177H141ZM154 176H155V179H154ZM167 176H168V175H167ZM170 176L173 178L172 175H170ZM170 176H169L168 180L171 179ZM177 176H178V175H177ZM181 176H182V175H179V178L182 180V177L184 176V174H183L182 177H181ZM213 176H216V177L213 178ZM50 177H51V179H53V180H51ZM174 177H176V176H174ZM202 177H203V179H202ZM209 177H210V179L212 178V181L209 180ZM176 178H177V177H176ZM99 179H100V180H99ZM99 179H98V180H99V183H100L101 178L99 177ZM98 180H97V181H98ZM171 180H173V179H171ZM208 180H209V181H208ZM53 181H54V182H53ZM154 182H155V181H154ZM208 182H209V183H208ZM210 182H211V184H212L214 187H213V186H210ZM212 182H213V183H212ZM42 184H43V183H42ZM47 184H48V185H47ZM40 186H41V185H40ZM40 186H39V190L42 189ZM57 187H58V186H57ZM209 188H210L211 191L209 190ZM98 189H100V188H98ZM132 189H133V188H131V190H132ZM131 190L129 189L128 191H127V190L124 191V193H126V195H128V193H129V195L127 196V199H129V198H130V195H131V198H130V199H132V200H129V204L133 202V203L130 205L131 207H130V206H124L125 209H127V210L129 211V212H128V211H126L125 209H123V210L125 211V214L123 213V212H124L123 210L120 211V210H118L119 208H116V207L113 208V206H112L113 203H111V204H110L111 207H109V206H110V205H109V202H106V201H105V202L102 201V203H105L104 206H103V209H102V206L100 207L101 209L99 208V210H101V211H103V210H104V212L106 211V214H108V215H105V217L103 216V214H99L101 211L97 212L98 209H96V211L93 210V209L90 210V211H88V210L85 209V208L82 210V212H83L84 214H85V212H86L85 216H87V217H90V216H91V217L93 218V219H92V218L90 217V218L87 220V222H88L87 224H88V225H87L86 223L78 222V223H77L78 225L76 224V226H72V227L70 228V229H72V230L67 229V228L65 229L67 233H70V234L72 233V235H73V236H76V237L78 236V240L80 241V242L78 243V247L80 246V247L84 248L85 250H87V249H88V250H93V249L91 248V246H89V244L91 245L92 243L97 242L99 239H102L101 237H104V235H105V237H106L111 231L116 230V228H117V226H118L117 224L119 223V220H120V219H118L119 215H120V217H121L122 215H123L122 217H125V216L129 215L128 213H131V215H132V213H134V214H135V215H134V216H135V221L148 220V217H146V216H149V213H148V215H146V214H147V212H148V209H150V208L152 207L151 205H154V206L152 207L153 209L155 208L156 203H157V201L155 200V198H157V195H155L156 197H154V198H152L153 195H149V198L153 199V200H151L150 202H154V203H155V204H152V203H151V205H150V203L147 202V201H148L147 198H145V197L148 196V194H147L146 192H145V193H144V192L142 193V191H140V189H139L138 191L141 192V193H138L137 189H133L132 191H131ZM135 190H136V191H135ZM193 190H194V189L192 188V191L190 190V191H189L190 193L188 192L189 194H186V192H184L185 195L183 194V198H181V199H180V197L182 196V195H181L182 192H181V193H178L179 195L177 194V195H178L177 197H178V199H180L181 201H180V200H179V201L177 200V202H175L176 200H173V201L171 202V208L174 209L175 204H176V205L179 204L178 207H180V208H179L180 211L183 212V210H182V209L184 208L183 205H185V202H186V205H187V203H188L187 201H189V203L193 205V207H192V205H190V207H192V208H194V205H195V207H197V208H198V206H200L201 209L198 208V209H199V210H198V213H200L201 215H204V214L202 213V212H203L202 210L204 209V211H205V210L207 209V207L209 206V204H211V202L208 203L207 201H211V200H206L207 198H206V199H203V197H201V198L199 197L200 200H199L198 197H197V198H198V199H197V198H196L197 195L194 194ZM40 191H41V190H40ZM42 191H43V190H42ZM129 191H131V192H129ZM133 191H134V192H133ZM49 192H50V191H49ZM135 192H137V196H136ZM212 192H213V191H212ZM42 193H43V192H42ZM47 193H48V192H47ZM50 193H51V192H50ZM50 193H49V194H50ZM176 193H177V192H176ZM191 193H192L193 196L190 195ZM0 194H3L4 197L6 198L5 203H3V204L0 203V204H2V205L0 206V209H1L0 212H1V213H4V215L1 216V218H0V219L3 220V221H2V222H3L2 225H0V246H3L2 244L4 243V241L7 240L8 236L10 237V236L13 234L12 232H14V231H15V232H19V231H20V232H24V233L27 234V235H29V234L37 235V233H36V229H34V227H32V226H28V227H26V228H29V227H30L29 229H27V230H28V233H27V231L25 230L26 228H25V226H24V224H23L22 222H21L20 225H19V227H21V228H15V226H14L12 223L9 224V223L6 222V221H7L8 218H18V217H19L18 215H19V214H22V213H23V214L26 213V214H25L26 217H24L25 215H24V216H23V215L20 216V218L23 217V218H21L22 220H26V219L29 218V216H33V215H32V214H33V210H34V212H35V209H36L37 207L42 206V203H40V202H41V201H40L41 199H40V200H39V199H35V200L32 199V201H31V199H30V200H28V199L18 200V199H15V197L11 196L9 193L5 192L4 190H0ZM138 194H140V195H142V196L145 195V197L143 196V198H142V196L140 197V195H138ZM211 194H212V193H211ZM187 195H188V196H187ZM195 195H196V196H195ZM212 195H213V194H212ZM94 196H96V197H94ZM94 196H93V197L96 198V199L99 201V198H98V192H97V194L95 193ZM138 196H139L140 198H138ZM150 196H151V197H150ZM43 197H44V198L42 199V200H43V203H47V206L49 205V202H54V201H55V199H54V197H53L52 195L49 196V195L47 194V196H43ZM128 197H129V198H128ZM132 197H133V198H132ZM184 197H185V198L190 197L191 199L188 198V199H186V200L184 201ZM194 197H195V198H194ZM206 197H207V196H206ZM141 198H142V199H141ZM149 198H148V199H149ZM139 199H141V200H139ZM182 199H183V200H182ZM202 199H203V200H202ZM208 199H209V198H208ZM137 200L140 201V202H137ZM144 200H146V203L149 204V205H147V204L145 203ZM190 200H191V201H190ZM192 200H193V201H192ZM196 200H197V201H196ZM198 200H199V203H197V204H198V206H197L194 202H198ZM201 200H202L203 202H202ZM204 200H206V202H205ZM98 201H97V202H98ZM155 201H156V202H155ZM182 201H183V202H182ZM200 201H201V203H200ZM136 202H137V203H136ZM143 202H144V203H143ZM173 202H174V203H173ZM106 203H107L109 206H107ZM134 203H135V204H134ZM133 204H134V206H136V207H137V204H140V205H138L139 208L141 207V204H143L142 206L147 205V206H148V209H146V211L144 210L145 214L143 213L142 210H143V208H147V206H144L142 209L140 208L141 210H139L138 207H137V209L134 208V210H135V211H134V210L132 209V208L134 207ZM172 204H173V205H172ZM113 205H115V204H113ZM125 205H127V204H125ZM186 205H185V206H186ZM201 205H202V206H201ZM47 206L45 205V208H46ZM115 206H117V205H115ZM105 207H106V208L108 207L109 209H108V208L106 209ZM117 207H118V206H117ZM127 207H128L129 209H128ZM149 207H150V208H149ZM202 207H203V209H202ZM110 208H112V209H110ZM115 208H116V211H117V212L115 211ZM152 208H151V209H152ZM208 208H210V206H209ZM24 210H25V211H24ZM107 210H110V211L112 212V214L110 213L111 216H109V213H107ZM112 210L115 211V214H116V215H117L118 212H122V213H121V214H118V216H116V215L113 213L114 211H112ZM131 210L134 211V212H132ZM137 210H138V211H137ZM110 211H108V212H110ZM87 212H88V213H87ZM135 212H137V213H135ZM141 212H142V215H143V216L141 215ZM92 213H93V214H92ZM97 213H98V215H96ZM126 213H127V214H126ZM138 213H139V214H138ZM87 214L90 215V216H88ZM94 214H95V215H94ZM137 214H138V216H137ZM5 215H6V216H5ZM124 215H125V216H124ZM144 215H145V216H144ZM9 216H10V217H9ZM95 216H96V217H95ZM98 216H100V217H98ZM101 216L103 217V219H99V218H102ZM113 216H114V217H113ZM134 216H133V217H134ZM140 216H141V217H140ZM106 217H108L109 219L106 218ZM111 217H113V218L111 219ZM116 217H117V218H116ZM127 217H128V216H127ZM5 218H6V221H4ZM96 218H97V219H96ZM90 219H91V220H90ZM94 219L97 220V221H95ZM98 219H99V220H98ZM106 219H107V220H106ZM113 219H114V220L117 219V221L115 220V221H116V222H115ZM89 220L92 222V224H91V222H90ZM92 220H93V221H92ZM100 220H101V221H100ZM82 221H83V220H82ZM98 222H99V223H98ZM93 223H94V224L96 223V224L94 225ZM114 223H115L116 227H115ZM7 224H8V225H7ZM85 224H86L87 227L85 226ZM89 225H90V226H89ZM93 225H94V226H93ZM97 225H98V226H97ZM100 225H101V226H100ZM10 226H11V227H10ZM80 226H81V227H80ZM84 226H85L86 228L89 227V228L87 229V231H86V228H85ZM91 226H92V227H91ZM105 226H106L107 228H105ZM135 226H136V225H133V224L130 225V226H128V229L131 227L130 230H129L130 236L134 235V237H133L132 239H135L136 237H138V234L135 235V234L137 233L136 230L134 229ZM13 227H14V228H13ZM23 227H24V228H23ZM74 227H75V229H74ZM93 227H94V228H93ZM97 227H98V228H97ZM113 227H114V228H113ZM90 228H92V229H90ZM111 228H113V229H111ZM33 229H34V230H33ZM126 229H127V228L124 227V231H126ZM128 229H127V231H128ZM132 229H134V231H135L136 233H135ZM68 230H69V231H68ZM100 230H101V231H104V232H101ZM110 230H111V231H110ZM85 231H86V233L88 232L89 234H88V233L85 234ZM91 231L93 232L92 234H90ZM131 231H133V232H131ZM29 232H30V233H29ZM98 232H99V233H98ZM103 233H104V234H103ZM106 233H107V234H106ZM131 233H132V234H131ZM100 234H101V235H100ZM39 235H40V234H38V235H37L38 237H36V238H38L37 241L40 240V238L42 237V236H39ZM97 235H98V236H97ZM99 235H100L101 237H100ZM82 236H83V237H82ZM88 236H89V237H88ZM91 236H92L93 238H96L97 240H96V241H95V239H94V240H91V239H93ZM135 236H136V237H135ZM86 237H87V238H86ZM36 238H35V239H36ZM46 238H47V237H45V238L43 237V240L45 239L44 241H48ZM52 238H53V240L55 241V238H54V237H52ZM90 238H91V239H90ZM136 239H137V238H136ZM40 241H41V240H40ZM40 241H38V242H40ZM93 241H95V242H93ZM86 242H88V243H86ZM80 243H81V244H85V245H80ZM86 245H87L88 247H87ZM256 245H258V244H256ZM256 245H255L254 247H255V248H259V246H256ZM83 246H84V247H83ZM85 247H86L87 249H86ZM2 248H3V247H2ZM90 248H91V249H90ZM0 251H1V247H0ZM97 251H98V250L95 251V249H94V251H92V253H94V252L97 253ZM10 252H12V248H10V247H8V248L4 251L3 255H5L4 258H5L6 260H7V258H6V254H7L8 259H10L9 256H8ZM16 252H17V251H16ZM17 253H18V252H17ZM96 253H94L95 256L92 254V258H91V259L88 258V259H86V261H83V262L86 263V264H87V263L89 264V263H92V262L95 261V260H96V261H97V260H100V259L102 258V255L100 254V251H98L97 254H96ZM58 254H59V252L56 254V256H59V258H60V261H59V262H58V260H57V259H59L58 257H55V256H54V259H53V256H50V255H49V256H50L52 259H51L48 255H43L42 257H39L41 261L38 260V258H36L35 260H36L37 262L39 261L40 264H47V263H49V260H50L51 264H55L56 262H57V264H60V263H61V264H64L63 261H66V263H68L69 259H68V257H67L66 255H63V253H61L62 255L60 256V254H59V255H58ZM97 255H98V256H97ZM0 256H2V255H0ZM44 256H48V258H50V259L48 260V258H47V257L44 258ZM62 256H63V257H62ZM131 257H132L133 259H136V258H137V257H133V255L129 256V258H131ZM2 258H3V257H1L0 260H1ZM18 258H19V255H18ZM46 258H47V259H46ZM56 258H57V259H56ZM61 258H62V259H61ZM63 258H64V259H63ZM65 258H67L68 260H66ZM94 258H95V259H94ZM96 258H97V259H96ZM98 258H99V259H98ZM43 259H44V260H43ZM92 259H93V261H92ZM46 260H48V261H46ZM51 260H53V261H51ZM54 260L56 261L55 263H54ZM62 260H63V261H62ZM42 261H43V262H42ZM45 262H46V263H45ZM52 262H53V263H52ZM76 263L79 264L77 261L74 262L73 264H76ZM0 264H1V261H0ZM49 264H50V263H49Z\"/></svg>","mask_w":264,"mask_h":264}]
</instances>
